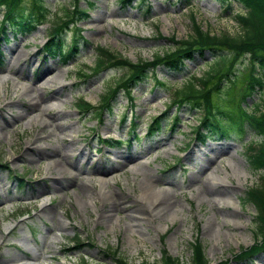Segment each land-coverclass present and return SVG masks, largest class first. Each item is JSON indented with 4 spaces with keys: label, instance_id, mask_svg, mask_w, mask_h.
<instances>
[{
    "label": "rangeland",
    "instance_id": "rangeland-1",
    "mask_svg": "<svg viewBox=\"0 0 264 264\" xmlns=\"http://www.w3.org/2000/svg\"><path fill=\"white\" fill-rule=\"evenodd\" d=\"M73 4L74 0H48L51 17L46 24L28 35L8 29L0 39V118H11L6 103L10 99L18 101L19 97L22 103L13 104L10 110L25 113L12 125L0 127V264H20L24 259L30 260L29 264H120L112 257L113 250L129 264L160 261L164 251L189 264L191 243L196 238L213 264H264V252L250 261L234 257L241 248L260 239L256 209L244 202L245 192L264 175V170L254 171L246 160L250 146L260 147L256 143L260 136L248 133L243 141L212 139L202 143L193 134L200 113L184 108L171 110L173 116H180L174 130L164 118L155 134L147 131V124L165 110L175 88L191 75L200 77L209 70L212 55H196L187 61L185 73L157 68V79L170 82V92L157 86L151 73L134 89V100L120 91L111 111L101 108L103 98L122 77L126 78L128 69L113 67L91 77L82 74L84 70L86 74L94 72L97 46L132 62L152 60L156 53L173 48L174 43L168 40L172 35L181 40L193 33V17L212 34L235 35L240 32L235 16L246 11L243 5L223 0H80L88 16L66 30L65 46L73 44L78 32L80 44L76 57L63 63L61 56L46 55L43 45L54 23L65 18ZM97 16L101 17L96 19ZM2 19L0 9V22ZM19 55L27 64L21 77L15 67H9ZM35 59L38 61L32 65ZM48 63L56 68L53 74L36 73L39 64ZM248 66V58L239 63L231 94L240 90ZM56 79L65 85L63 101L51 99L38 108L30 106L29 94L43 91L39 87L33 90L32 81L38 86L45 82L44 86L55 87ZM22 85L29 88L23 90ZM229 85L228 80L224 81L223 87ZM260 97V93L249 96V105L253 106ZM83 100L95 106L86 114L79 109ZM47 108L62 111L59 118L69 122V130L78 137L77 145L91 150L95 163L88 170H71V177L62 164H56V144L60 149L63 146L60 130L48 114L51 111L44 112ZM99 110H103L100 119L96 114ZM132 121L137 122L136 130ZM119 138L123 140L121 144L110 146L103 142ZM124 151L139 160L132 158L104 176L108 180L106 189L113 191L107 201L98 193V178L107 166L123 161L119 152ZM33 156V160L29 159ZM221 168L229 173L227 195L231 202L225 204L200 188L207 183L214 185L208 181L209 176L225 175ZM60 170L64 189L54 184ZM148 178L152 183L144 184ZM166 190L175 195L178 211L155 219L145 215L143 230L134 228L131 212L140 215L139 210L147 211L157 192ZM108 211L116 215L109 219L101 216ZM78 238L85 245L70 253L69 248Z\"/></svg>",
    "mask_w": 264,
    "mask_h": 264
},
{
    "label": "trees",
    "instance_id": "trees-1",
    "mask_svg": "<svg viewBox=\"0 0 264 264\" xmlns=\"http://www.w3.org/2000/svg\"><path fill=\"white\" fill-rule=\"evenodd\" d=\"M123 3L131 0H121ZM239 1L245 8V12L237 13L235 20L238 22L240 32L235 35L230 33L212 34L205 30L193 17V33L187 38L177 40L172 35L168 40L174 43L173 48L163 53H156L152 60H138L132 62L128 58L118 56L103 46H97V62L94 72L84 76L96 75L102 70L115 67L128 69V74L103 98L101 108L114 110L112 103L120 91L127 92L130 100H134L132 93L136 87L154 74L157 86L170 92L171 83L157 79V68L165 67L170 71L186 72V63L195 58L196 55L203 56L209 52L214 61L211 62L209 70L202 76L191 75L180 88H175L170 97L168 105L161 114L154 116L147 124L149 134H155L160 130L165 119L170 121L171 129L174 130L178 124L179 115L171 114L172 108L188 109L198 111L199 120L194 128V137L197 141L204 143L209 139L218 140H244L248 133L260 136L256 141L258 146H250L246 160L254 171L264 170V0H223ZM80 0H74L70 13L58 23H54L52 31L49 32L47 42L43 50L50 57L61 56L63 63H68L76 57L80 44L79 33L75 35L73 44L65 46L64 35L66 30L77 24L88 16V9L80 7ZM0 9L3 10V19L0 22V38L6 31L13 30L21 35L34 32L39 26L45 24L51 17L48 0H0ZM78 31H80L78 29ZM82 31V30H81ZM245 58L249 60L246 67L245 80L237 94H231L233 84L238 78L237 67ZM228 80L231 85L223 87L224 81ZM260 93V99L253 105H249L248 97ZM89 101L83 100L79 109L85 114L95 107ZM99 110L97 118L101 117ZM127 119L128 116H125ZM123 118V120L125 119ZM126 119L124 121H126ZM131 126L137 128V122L132 121ZM108 145L118 144L121 140H104ZM11 173V172H10ZM13 177V175H12ZM19 179L18 176H14ZM23 181V178H20ZM256 186H251L245 192L244 202H249L256 209V228L259 234V242L252 246L241 248L234 257L237 261H250L259 253L264 252V175L260 177ZM25 182V181H24ZM20 185H23L20 184ZM85 244L80 238L74 240L69 252L81 250ZM192 257L189 264H213L206 255L202 242L196 238L191 243ZM109 254H106V256ZM112 257L120 264H129L113 250ZM146 264V263H145ZM147 264H187L179 257H174L163 252L160 261ZM217 264H230V261H222Z\"/></svg>",
    "mask_w": 264,
    "mask_h": 264
},
{
    "label": "bare ground",
    "instance_id": "bare-ground-1",
    "mask_svg": "<svg viewBox=\"0 0 264 264\" xmlns=\"http://www.w3.org/2000/svg\"><path fill=\"white\" fill-rule=\"evenodd\" d=\"M101 16H97L96 19H99ZM40 31V30H39ZM35 33H38L37 31ZM11 48V46H10ZM21 55V54H20ZM18 56L17 60L15 61H10V66L12 69L15 67L16 72L18 76H22L23 73H25L27 64L26 61L24 63H22L21 61V56ZM38 61V59L32 60L31 64L34 65L36 64ZM38 69V70H37ZM37 72L38 74L44 75L46 73H50L53 74L56 70L55 67H53L52 65H50L49 63L46 65H42L39 64L38 68H37ZM57 73V72H56ZM55 76L57 77L58 74H55ZM40 78V77H39ZM50 80V79H49ZM56 81L55 87H47L44 86L43 84H45V82H41V86H38V83H36V81H32V88L33 90L36 88H41L43 89L42 93H38L37 91H35L33 94H29L28 98H29V104L30 106H32L33 108H38L40 106V104L42 102L45 101H49L51 99H57V100H61L63 101V90L65 88V85L62 84L61 80H53ZM4 84L6 82V79L3 80ZM1 85V84H0ZM3 86V85H2ZM18 86V85H17ZM16 87V86H15ZM21 88L23 90H27L29 88V86L27 85H22ZM18 101H15L13 99H10L9 102L6 103V105L9 108V111H7L9 113V115H11V118H4L1 119L0 118V127H4V126H8V125H12V123L14 122V119L20 118L22 116L25 115L24 112H15L12 113V111L10 110V107L14 104H20L22 103L21 100L22 98L19 97L17 98ZM51 111L50 115L51 119L53 120V122L56 125V129L60 130V142L61 145L63 146V149H60V146L56 144V154H58L57 158H56V164H62L63 167L70 173V176L73 177L74 173L72 171H76V172H81L83 170H88L89 167L91 166V164L95 163V161H93V156H92V152L91 150H89L86 146H81V145H77V141H78V137H76L73 132L74 130H69L68 128V124L69 122L64 121L62 119H60L59 117L62 115V111L58 110V111H53L52 109H45V111ZM44 112L40 113V117L42 118L44 115ZM3 114V113H2ZM6 116V111H4V114ZM4 117V116H3ZM43 148V147H41ZM39 148V149H41ZM46 148V147H44ZM54 148V147H53ZM39 152V151H38ZM41 153V151H40ZM40 155V154H38ZM119 157L123 158V161H118L116 163H113L111 166H107V170L103 171L101 174V176H99L98 181L100 184V189L98 191L99 195L106 197L107 201L110 200V197L113 194V191L111 190H107L106 189V184H107V179L106 177H104L108 172H110L109 170H116L119 168V166L121 167L123 164H127L132 158L136 157L133 154H129L127 151L124 152H119ZM35 156L29 158V159H34ZM135 161H138L139 158H134ZM148 166V164H147ZM72 170V171H71ZM221 170L225 171V168H221ZM63 171L60 170V172L57 173L56 177V181H54V184L56 186L57 189H64V184H61V179L59 177H63ZM228 175L229 173L227 171H225V175H222L220 173H218L217 176H209V180L208 181H212L214 183V185H209L204 184L201 185L200 188L201 189H205L208 193V195H211L213 197V199L215 201H217L218 203H230V199L228 197V187L227 184L229 181L228 179ZM152 183L151 179H147L144 184H149ZM172 185L174 183H171ZM156 198L153 200V202L150 204V206L146 207L147 211L145 209L143 210H139L140 215L135 213V212H131V217L133 220V224L132 226L134 228H138L141 227L142 223L145 225L147 223V220L144 218L145 215H148V217H151V219H155L157 217H164V216H168L171 213H175L176 211H178V209L176 208L177 203L175 202V195L171 194L169 192V190H166L165 192L163 191H158L156 194ZM113 211L115 210L114 207L112 208ZM113 211H108L107 213H102V217H104L105 219H109L112 218L116 215L115 212ZM132 211V210H131ZM119 217V216H118ZM147 228V227H145ZM141 230H143V226L141 227ZM30 260L24 259V260H20V264H29Z\"/></svg>",
    "mask_w": 264,
    "mask_h": 264
}]
</instances>
